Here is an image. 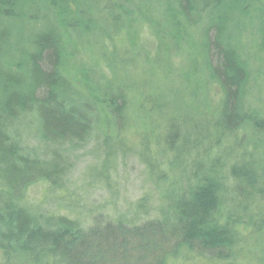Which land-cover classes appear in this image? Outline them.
Returning a JSON list of instances; mask_svg holds the SVG:
<instances>
[{"label": "trees", "instance_id": "trees-1", "mask_svg": "<svg viewBox=\"0 0 264 264\" xmlns=\"http://www.w3.org/2000/svg\"><path fill=\"white\" fill-rule=\"evenodd\" d=\"M19 1L0 0V18H15ZM171 1L182 37L199 38L204 79L196 91L158 57L148 75L133 58L140 53L146 62L161 51L144 18L164 19L163 0H49L51 11L29 17L25 71L6 61L11 48L0 30V182L8 188L0 196V254L7 264H264V109L249 99L238 50L249 29L264 48V7ZM65 35L95 39L98 70L80 78L82 87L63 71ZM153 40L155 54L147 50ZM33 120L38 130L30 135ZM81 152L101 161L89 186L116 191L120 169L136 159L146 169V192L124 200V212L115 204L87 209L76 198L48 212L46 200L30 199L39 185L69 199Z\"/></svg>", "mask_w": 264, "mask_h": 264}, {"label": "rangeland", "instance_id": "rangeland-1", "mask_svg": "<svg viewBox=\"0 0 264 264\" xmlns=\"http://www.w3.org/2000/svg\"><path fill=\"white\" fill-rule=\"evenodd\" d=\"M255 1L257 5L264 7V0ZM163 2L166 11L164 19L155 21L153 17L150 18L147 15L144 18L145 25H151L153 31H157V34L160 35L162 42L161 51L158 50L157 43L154 40L150 41L149 43L152 44L147 45V50L154 54L160 51L158 55L154 56L152 54L151 58H149L150 60L145 62L143 55L135 53L133 56L135 63L140 67L138 68L139 70L148 75L153 68V57L154 59L158 57L157 61L160 60L166 69L181 73L184 85L188 89H192L193 85H196L197 88L194 91L199 90L201 87L200 81L204 79V62L199 47V38L197 35H191V33L183 38V30L176 21L174 13L172 11L169 13L172 1L163 0ZM39 8L51 11L49 0H20L15 18H0V30L5 31L9 39L7 50L11 48L6 61L17 71L18 69L25 71L29 42L34 30V23L30 21L29 17L31 13ZM145 35H148V33L146 32ZM92 37L84 35L78 41L72 39L69 35H65L63 39V71L68 78L81 87L80 78H85L89 74L91 75L93 71L98 70V58L94 45L95 39H92ZM258 38L257 33L249 29L246 35L248 43L241 45L238 50L246 61L250 74L248 81L249 99L255 107L264 109V48L261 47L262 43ZM129 59H132V57H129ZM194 78L197 79L194 80ZM37 130L38 124L36 120H33L32 127L27 128V133L33 135ZM78 156V163L81 166L74 175V186L71 185L64 195L69 199L58 196L62 194L61 192L47 194L45 188L40 185L28 191L30 199L35 202L46 200L43 204V209L48 212H54L61 206L72 204L70 198H76L79 205L86 206L87 209L89 206L95 205L98 208L106 207V210L109 211L110 204H115L117 205V210L124 212L126 205H121L124 200L127 199L129 203L135 202L146 192L142 187L146 169L136 159L129 161L126 166H122L120 169L121 176L117 179L121 182H113L112 187H117L116 191L108 193V190H103L97 187L96 184L89 186L90 181H93L96 177L101 161H93V158L87 152H81ZM4 188L5 184L0 182V196L5 195L4 192L8 191V188ZM167 194L168 191L162 192L163 196ZM79 210L78 208L77 211ZM0 264H7L1 254Z\"/></svg>", "mask_w": 264, "mask_h": 264}]
</instances>
